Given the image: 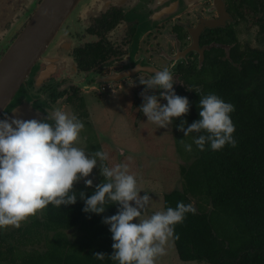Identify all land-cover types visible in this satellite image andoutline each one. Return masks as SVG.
I'll return each mask as SVG.
<instances>
[{
	"label": "flooded vegetation",
	"instance_id": "obj_1",
	"mask_svg": "<svg viewBox=\"0 0 264 264\" xmlns=\"http://www.w3.org/2000/svg\"><path fill=\"white\" fill-rule=\"evenodd\" d=\"M45 1L0 0V62ZM44 50L17 106L30 105L44 121L56 110H84L85 96L106 86L112 97L129 87L144 118L139 81L156 71L175 65L174 91L192 107L223 70L264 53V0H80Z\"/></svg>",
	"mask_w": 264,
	"mask_h": 264
},
{
	"label": "clouds",
	"instance_id": "obj_2",
	"mask_svg": "<svg viewBox=\"0 0 264 264\" xmlns=\"http://www.w3.org/2000/svg\"><path fill=\"white\" fill-rule=\"evenodd\" d=\"M174 68L172 65L139 81L144 87L139 110L158 129H169L174 120L190 111L188 99L174 91ZM148 92L154 94L146 95ZM160 101H166V105ZM199 108V120L187 130V121L181 120L177 131L184 137L197 134L193 143L200 152L206 151V145L214 152L237 147L231 119L234 105L209 94L200 99ZM46 120H0V230L20 229L30 217L49 206H74L79 197L85 214L100 216L109 207L118 206L116 215L102 221L111 233L113 255L109 259L114 264H156L158 258L167 255L169 242L179 238L176 227L188 215H195V208L178 203L174 209L169 207L141 219L151 198L140 195L137 178L130 174L129 167H108L103 163L109 159L104 152L89 154L78 148L85 128L75 115L56 110ZM184 150L191 153L193 147L187 144ZM97 168L103 182L93 188V180L88 177ZM81 181L93 189L90 198L75 190L74 185ZM94 258L101 262L106 259L104 254H95Z\"/></svg>",
	"mask_w": 264,
	"mask_h": 264
},
{
	"label": "trees",
	"instance_id": "obj_3",
	"mask_svg": "<svg viewBox=\"0 0 264 264\" xmlns=\"http://www.w3.org/2000/svg\"><path fill=\"white\" fill-rule=\"evenodd\" d=\"M209 94L234 105L237 147L214 152L206 145V151L193 149L183 159L182 188L164 196V210L193 203L196 212L176 227L174 248L186 264H264V53L244 61L240 70H223L189 107L186 130L199 120V101ZM102 182L101 176L93 188ZM74 188L86 198L93 194L85 185ZM84 206L79 197L74 206H49L43 222L33 223L54 233L44 254L18 253L0 237V264H114L111 233L102 221L116 215L118 206L100 216L85 214ZM75 229L84 236L71 243L64 232ZM95 254H104L105 261Z\"/></svg>",
	"mask_w": 264,
	"mask_h": 264
},
{
	"label": "rangeland",
	"instance_id": "obj_4",
	"mask_svg": "<svg viewBox=\"0 0 264 264\" xmlns=\"http://www.w3.org/2000/svg\"><path fill=\"white\" fill-rule=\"evenodd\" d=\"M249 38H242V42ZM249 43L255 47L252 39ZM106 87V92H100L101 95L99 91H95L85 96L87 107L84 110L67 109L65 114L75 115L84 124L85 130L76 145L78 148L89 154L104 152L109 159L103 163L108 167L117 164L129 167L130 174L137 178L138 189L142 191L140 195H148L151 198L141 217L147 219L156 212L165 211V195L181 190L183 183L180 166H186L183 159L188 153L184 150V145L191 144L193 149H196L194 137H184L182 132L177 131L181 120L187 121V117L174 120L169 129H158L148 123L146 117L139 116L138 110L133 109V89L121 87L122 89L112 97V90ZM100 163L98 162V165ZM100 178L99 168L94 169L88 177L93 180V184ZM79 185H84V182L81 181L75 186ZM44 216L45 210L30 217L20 229L10 227L0 230V237L5 240L6 247H15L16 252L21 254H44L54 233H47L43 229L39 231L33 227L35 221L43 222ZM64 234L71 243L84 236L79 229ZM166 252L167 255L158 258L156 264H186L179 261L173 241L169 242Z\"/></svg>",
	"mask_w": 264,
	"mask_h": 264
},
{
	"label": "water",
	"instance_id": "obj_5",
	"mask_svg": "<svg viewBox=\"0 0 264 264\" xmlns=\"http://www.w3.org/2000/svg\"><path fill=\"white\" fill-rule=\"evenodd\" d=\"M80 0H46L30 23L27 33L12 47L0 62V120L24 121L44 119L26 103L17 106L16 95L41 60L46 45L59 30ZM11 111L8 113V109ZM7 113L5 117H2ZM180 191V190H179ZM194 207V204H191Z\"/></svg>",
	"mask_w": 264,
	"mask_h": 264
}]
</instances>
